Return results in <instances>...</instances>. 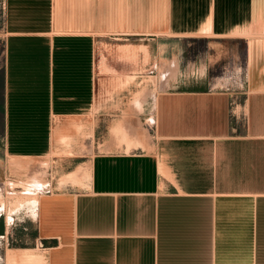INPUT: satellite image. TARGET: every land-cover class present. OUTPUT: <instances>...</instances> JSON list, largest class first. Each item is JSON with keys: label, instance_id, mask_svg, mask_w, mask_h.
<instances>
[{"label": "crops", "instance_id": "1", "mask_svg": "<svg viewBox=\"0 0 264 264\" xmlns=\"http://www.w3.org/2000/svg\"><path fill=\"white\" fill-rule=\"evenodd\" d=\"M3 2L0 170L49 160L51 190L14 215L33 223L31 247L10 246L5 223L0 264L24 249L42 264H264V0ZM184 39L241 42L244 61L184 73ZM174 58L161 90L156 66ZM129 117L149 148L127 150Z\"/></svg>", "mask_w": 264, "mask_h": 264}, {"label": "bare ground", "instance_id": "2", "mask_svg": "<svg viewBox=\"0 0 264 264\" xmlns=\"http://www.w3.org/2000/svg\"><path fill=\"white\" fill-rule=\"evenodd\" d=\"M132 50H133V48H132ZM125 52H123V54ZM139 52L140 51H138V53ZM156 68L158 69L159 75L161 76V83H160L161 90L168 86V83H169L171 77L173 78L177 72L179 73V69H178L179 67H178V63H177L176 58H174L173 61L162 60L159 65L157 64ZM202 72L204 73V71H202ZM148 73H150V70ZM130 77L132 78L133 76H130ZM123 79H125V78L123 77ZM152 79L154 80L153 76L148 77V81H147L148 82V88L146 90V93L144 94L146 97L155 96V94H156V90H157L156 88H153V89L149 88V84L153 81ZM118 81H120V80H118ZM155 84H156V87L157 86L159 87L158 82L157 83L155 82ZM117 85H118V83H117ZM215 85L216 86H224L225 83H223L218 78V80L215 82ZM102 86L103 85H101V87ZM140 97H142V94L140 96L138 95L136 98V103L138 105L136 103L134 104L137 107H140V105H141L140 102L144 101ZM142 104H143V102H142ZM133 118L132 117L128 118L129 119L128 121H130L129 122L130 127H128V128H130V129H127L125 127L120 131V133L123 136L124 143H126L127 150L129 151L133 147H136V146H142L143 148H149L150 147L149 143H150L151 137L148 134L145 135L146 131L143 130V128L141 127L139 122L134 123V121L132 120ZM126 121L127 120L125 119V122ZM149 122H151V121H149ZM124 125H126V124H124ZM130 134H133V136H136V140L134 139V141H132V139L130 138ZM61 141H59V142H61ZM111 143H112V141H111ZM28 160H31V159L29 158ZM21 161H22V159H21ZM21 161H20V159L18 160L17 158H12L9 161L8 166L10 168H15L16 170H26V172H25L26 173V179L22 182H16L14 180H6V181H4V187L0 186V215L5 214V220H6L7 225H10V223L13 221L14 215H17L20 213H26L27 212V213L35 216L36 204L40 200V196L42 195V193H41L42 189L47 185V177L49 175V167H50V161L49 160H47L45 162H34V161L31 162L30 161L27 163H24V160L22 162ZM83 173H84L83 170L79 169V170L69 174V176L60 179L59 185L63 186V185H66L67 183H80L82 178H83ZM17 188H21V191H19V190L17 191L16 190ZM35 250H30V249L17 250V251L8 250L7 257H6V264H42L43 263L42 262L43 257L40 254H38V255L34 254Z\"/></svg>", "mask_w": 264, "mask_h": 264}, {"label": "rangeland", "instance_id": "3", "mask_svg": "<svg viewBox=\"0 0 264 264\" xmlns=\"http://www.w3.org/2000/svg\"><path fill=\"white\" fill-rule=\"evenodd\" d=\"M180 54L178 57L180 68L182 72H186L189 65L199 64L205 62L208 68L209 77L221 76L226 72H231L235 68L240 67L237 64H242L244 61V45L241 42L237 43H219L212 39H184L180 44ZM5 53V31H4V2L0 0V158L2 156V72L4 64ZM158 70V69H157ZM159 74V71H158ZM160 76V75H159ZM186 77V75H183ZM182 77V76H181ZM157 82V79L154 80ZM12 158L5 159L2 163L4 170H0V186L4 187V181L14 180L16 182H22L26 179V170H16L8 166L9 161ZM18 160L22 158H17ZM24 158V163L27 162H45L41 159ZM27 160V161H26ZM21 161V162H22ZM62 176L60 179L67 177ZM59 179V181H60ZM17 191H21V188H17ZM5 214L0 216V234H2L3 228H5L4 218ZM15 220V219H17ZM14 221L9 226L10 233V246L31 247L33 239L35 237V227L29 218L25 216H16ZM1 242V238H0Z\"/></svg>", "mask_w": 264, "mask_h": 264}, {"label": "built area", "instance_id": "4", "mask_svg": "<svg viewBox=\"0 0 264 264\" xmlns=\"http://www.w3.org/2000/svg\"><path fill=\"white\" fill-rule=\"evenodd\" d=\"M50 187L51 186H50L49 180L47 179V185L42 189V192L41 193H49L50 190H51Z\"/></svg>", "mask_w": 264, "mask_h": 264}]
</instances>
